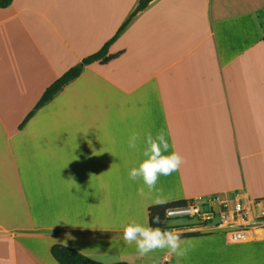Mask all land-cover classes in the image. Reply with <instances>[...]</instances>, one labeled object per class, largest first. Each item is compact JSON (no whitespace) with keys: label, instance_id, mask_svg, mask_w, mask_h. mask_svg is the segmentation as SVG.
<instances>
[{"label":"crops","instance_id":"crops-1","mask_svg":"<svg viewBox=\"0 0 264 264\" xmlns=\"http://www.w3.org/2000/svg\"><path fill=\"white\" fill-rule=\"evenodd\" d=\"M138 2L0 9V264H58L54 244L104 264H264V233L238 244L196 233L182 238L179 260L167 250L141 257L123 240L131 221L150 225L156 206L128 178L144 159L142 141L128 148L133 132L163 128L170 152L187 159L160 177L165 204L241 190L264 201V0L153 1L111 46L119 58L87 66L27 120Z\"/></svg>","mask_w":264,"mask_h":264},{"label":"clouds","instance_id":"clouds-1","mask_svg":"<svg viewBox=\"0 0 264 264\" xmlns=\"http://www.w3.org/2000/svg\"><path fill=\"white\" fill-rule=\"evenodd\" d=\"M167 135L163 128L155 135L148 132L143 138L140 133L133 132L127 142L128 148L134 151L140 150L141 141L145 145L142 151L144 159L137 167L130 170L128 178L133 182L142 181V186L138 188L140 196L151 197L155 193L153 200L155 205H163L170 199V197H164L162 188L157 187L160 177L170 176L187 164V159L179 152L174 150L170 152ZM145 187L148 190L147 194ZM153 223L159 224L160 217H155ZM182 236L183 232L180 230L161 229L140 224L135 220L127 224L123 230V240L129 246L134 244L141 257L157 250H167L169 255H174L178 260L184 258L189 252V247L186 245H189L190 241L182 239Z\"/></svg>","mask_w":264,"mask_h":264},{"label":"built area","instance_id":"built-area-1","mask_svg":"<svg viewBox=\"0 0 264 264\" xmlns=\"http://www.w3.org/2000/svg\"><path fill=\"white\" fill-rule=\"evenodd\" d=\"M167 213L164 224L186 218L194 224L177 226L176 230L220 233L229 244L257 241L264 233V201L251 199L244 190L199 197Z\"/></svg>","mask_w":264,"mask_h":264},{"label":"trees","instance_id":"trees-1","mask_svg":"<svg viewBox=\"0 0 264 264\" xmlns=\"http://www.w3.org/2000/svg\"><path fill=\"white\" fill-rule=\"evenodd\" d=\"M155 0H139L137 7L131 13L129 18L123 23L117 33L112 37L110 41H108L98 52L86 57L83 61L72 68H70L63 76L58 78L51 86L47 88L44 92L43 96L39 100L36 107L33 109L31 114L28 116L27 120H29L41 107H43L46 103L51 101L55 95H57L68 83L77 79L82 75L85 68L94 63H100L102 65H108L117 58L121 56L122 53L111 55L110 48L111 46L125 33L134 19L144 10H146L150 4ZM14 0H0V9L9 8L13 4ZM26 120V121H27ZM25 121V122H26ZM188 201L182 200L173 203L156 205L149 209V219L150 225L152 227H160L161 229L173 230L176 227L171 225L164 224V220L166 218V213L172 209H179L187 206ZM160 217V223L155 224L153 220L155 217ZM199 234L191 233V234H183L182 238H195L199 237ZM51 254L53 258L56 260L58 264H102L97 262L83 254L79 251L67 247L61 244H54L51 247ZM115 264H127V263H115Z\"/></svg>","mask_w":264,"mask_h":264},{"label":"rangeland","instance_id":"rangeland-1","mask_svg":"<svg viewBox=\"0 0 264 264\" xmlns=\"http://www.w3.org/2000/svg\"><path fill=\"white\" fill-rule=\"evenodd\" d=\"M170 225L173 227H177V226H185V225H191L194 224L193 221L186 219V218H182V219H178V220H171ZM93 260L100 262L102 264H104L103 262H107L105 261V259L101 258V257H95L93 258ZM118 263V262H117ZM119 263H127L129 264L127 261H119ZM133 264H140L139 262L133 263Z\"/></svg>","mask_w":264,"mask_h":264}]
</instances>
